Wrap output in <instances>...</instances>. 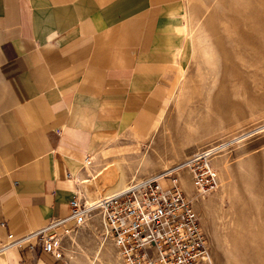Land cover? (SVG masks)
Segmentation results:
<instances>
[{"label": "crops", "instance_id": "crops-1", "mask_svg": "<svg viewBox=\"0 0 264 264\" xmlns=\"http://www.w3.org/2000/svg\"><path fill=\"white\" fill-rule=\"evenodd\" d=\"M183 11L184 0H0V242L69 215L98 152L150 133L185 51ZM41 261L61 264L40 245L0 254Z\"/></svg>", "mask_w": 264, "mask_h": 264}, {"label": "rangeland", "instance_id": "rangeland-1", "mask_svg": "<svg viewBox=\"0 0 264 264\" xmlns=\"http://www.w3.org/2000/svg\"><path fill=\"white\" fill-rule=\"evenodd\" d=\"M182 28L185 51L168 63L152 130L116 136L86 180L116 162L128 183L219 143L214 191L196 195L189 170L179 173L207 237L206 264H264V0H184ZM59 237L61 264H123L97 213Z\"/></svg>", "mask_w": 264, "mask_h": 264}, {"label": "built area", "instance_id": "built-area-1", "mask_svg": "<svg viewBox=\"0 0 264 264\" xmlns=\"http://www.w3.org/2000/svg\"><path fill=\"white\" fill-rule=\"evenodd\" d=\"M220 149L219 143L205 147L180 165L132 180L92 204H87L76 191L69 202V215L52 218L24 235L9 232L0 242V254L13 247L33 249L40 245L53 259L59 260L61 232L68 234L71 226H82L97 213L123 264H206L210 260L207 237L178 182V169L188 168L196 195L210 193L219 183L211 160ZM162 178H169L167 186L160 184Z\"/></svg>", "mask_w": 264, "mask_h": 264}, {"label": "bare ground", "instance_id": "bare-ground-1", "mask_svg": "<svg viewBox=\"0 0 264 264\" xmlns=\"http://www.w3.org/2000/svg\"><path fill=\"white\" fill-rule=\"evenodd\" d=\"M108 167H113L112 169L117 170V179H116V181L114 183H111V182H113V173H112V171H114V170L109 169L107 171ZM119 167L120 166H119L118 163H116V162L115 163H111L107 167L103 168L104 169L103 171L99 172L98 174L93 175V178L90 181H88L89 180L88 179V180H84L82 182L83 185L92 184L91 189H85V191H86L85 195H86V199H87V204H92L100 196L112 193V192L124 187L125 185H127V183L124 180V176L125 175H124L123 171L120 170L118 172ZM185 169H188V168L180 167L178 169V182H179V173L181 171L185 170ZM164 181L169 182V178H162V179L159 180V182H160V184L162 186H165V185H163ZM162 182H163V184H162ZM92 193L95 195V200L94 201H90V195Z\"/></svg>", "mask_w": 264, "mask_h": 264}]
</instances>
